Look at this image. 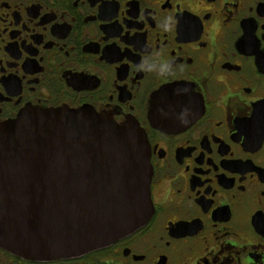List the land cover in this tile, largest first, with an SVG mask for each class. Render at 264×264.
Wrapping results in <instances>:
<instances>
[{
    "label": "flooded vegetation",
    "instance_id": "1",
    "mask_svg": "<svg viewBox=\"0 0 264 264\" xmlns=\"http://www.w3.org/2000/svg\"><path fill=\"white\" fill-rule=\"evenodd\" d=\"M56 108L140 125L154 212L83 256L0 264H264V0H0V125Z\"/></svg>",
    "mask_w": 264,
    "mask_h": 264
},
{
    "label": "water",
    "instance_id": "2",
    "mask_svg": "<svg viewBox=\"0 0 264 264\" xmlns=\"http://www.w3.org/2000/svg\"><path fill=\"white\" fill-rule=\"evenodd\" d=\"M148 150L135 120L91 108L4 122L0 246L28 259L74 258L144 227L154 212Z\"/></svg>",
    "mask_w": 264,
    "mask_h": 264
}]
</instances>
